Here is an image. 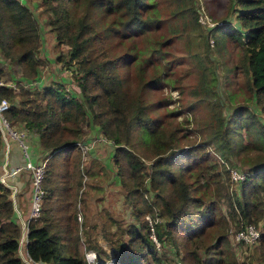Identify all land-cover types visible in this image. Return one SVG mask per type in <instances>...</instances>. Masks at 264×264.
<instances>
[{"label":"trees","instance_id":"obj_1","mask_svg":"<svg viewBox=\"0 0 264 264\" xmlns=\"http://www.w3.org/2000/svg\"><path fill=\"white\" fill-rule=\"evenodd\" d=\"M227 1L229 12L225 19L210 29L212 45L228 39L241 47L242 54L234 68L243 70L248 93L243 99L250 102L231 107L224 104L216 90L214 69L200 64V96L196 102L206 101L211 116L200 128L198 145L179 147L173 129L158 117L147 115V104L143 102L144 90L160 89L165 81L163 72L143 77L144 68L161 57L159 47L165 41L145 56V50L136 47L133 39L125 52L113 56L104 42L114 36L116 44H121L123 38L139 36L154 25V1L41 0L45 24L57 44L67 45L66 62L74 63L78 92L73 94L57 85L27 88L21 84V78L37 79L38 65L43 63L38 58L39 24L20 0H0V54L19 66L21 73L13 86L0 85V98L8 100V120L34 131L46 157L40 211L26 226L25 249L31 260L85 264L76 220L77 209H83L85 204L83 196L77 194L81 174L76 143L85 134L81 126L91 122L113 145L112 176L124 190L123 199L134 218L124 229L128 240L112 243L117 264L158 261L145 215L157 220L153 235L162 247L168 245L176 254L180 244L188 243L190 247L184 254H190L191 261L193 257L197 264H226L225 255L230 251L223 234L204 245L205 228L212 225V207L201 205L200 193L206 185L212 186L215 200L225 199L229 212L238 214L243 223L256 225L259 221L262 231L256 264H264V0ZM176 7L182 16L187 10L192 19L198 15L191 0H177ZM96 8L99 15H95ZM125 66L134 70L133 82L137 85L130 97L129 84L118 72ZM2 72L0 67V79ZM232 95L234 92L228 91L227 99ZM221 108H225L224 113ZM201 145L211 148L220 162L214 156L201 162L208 157L199 152ZM139 146L153 155L148 166L140 156ZM1 148L0 133V151ZM240 153V164L246 168L238 170L244 172V177L238 181V190L231 191L227 163L231 155ZM88 166L85 172L90 178L107 179L108 168L94 160ZM8 195L9 189L0 184V264H21L16 253L20 226ZM97 216L106 219L98 229V236L105 239L110 235L106 226L115 220L107 210L99 211ZM83 229L86 234L88 228ZM84 248L94 250L98 264L110 258L94 241ZM200 249L208 254L203 260L197 255ZM231 262L235 264L233 256Z\"/></svg>","mask_w":264,"mask_h":264},{"label":"rangeland","instance_id":"obj_2","mask_svg":"<svg viewBox=\"0 0 264 264\" xmlns=\"http://www.w3.org/2000/svg\"><path fill=\"white\" fill-rule=\"evenodd\" d=\"M20 1L28 7L39 24L41 45L38 47V58L41 59L43 63L38 65L37 70L41 83L46 86L57 85L60 86L59 89L62 88L63 90H68L75 94L78 92V87L73 78L74 73H76L73 71L75 67L74 63L66 62L67 45L57 44L54 40L52 31H50L45 24L44 15L40 12L41 0ZM152 1L155 2V8L157 9V22L154 25L145 29L139 36H132L128 39L123 38L121 44H116L114 36H112L111 39L108 38V40L104 42L107 43L106 47L109 50L110 56H113L125 52L127 45L131 39H133L136 47L145 50V56L150 52V49L155 50L160 41H165V43L159 47L162 54L161 57L159 55L158 57L160 58L158 60L152 61L144 68V78H147L146 76L150 74H160V72H163L166 77L160 89L144 90L143 102L147 104L146 114L158 117L168 123L170 129H173L177 135L179 147L195 146L199 144L201 139L200 134L202 130L200 128L203 129L205 127V122L211 116V111H209L210 109L206 101L196 102L197 98L200 96V64L214 69L216 90L219 91L221 101H223L224 104L231 107L235 104L250 102V100L243 99L247 97L248 94L243 70H235L234 68V65L242 54L241 47L228 39L220 40L218 46L212 45L213 37L210 35V29H212L215 24L225 19L223 17L229 12V3L227 0H191L195 6L196 14L197 11L198 14L206 13L210 21L213 22L209 26H204L198 21L197 15L196 19H192V16L188 14V10L184 12V16L178 13L176 7L177 0ZM97 12L96 8L95 15H99L100 12ZM108 18L109 17L106 18V22ZM99 27L102 28L103 25ZM0 67L3 71L0 80L4 83L11 85L15 83L21 75L19 71L20 67H16L13 62L8 60V58H4L1 54ZM118 72L126 78L129 84L127 96L130 97L135 94L137 85L133 82L132 75L134 70L129 69V66H125L118 69ZM21 80L23 79L21 78ZM230 90L234 92V95L228 100L227 92ZM189 107H192L191 110ZM224 110L225 108H221L223 113L225 112ZM226 112H228L227 114L229 115L230 111L228 109ZM90 123L87 125L83 124L81 126L82 131L86 132L89 138H91L92 147L90 150L94 148V153L97 146L96 142L103 144V147L98 153L96 152V154L100 157L102 156L104 160H107L104 164L109 169V173L107 177V186L105 185L103 187V182L106 180L105 178H103V180L93 181V183H88L86 179L87 173L85 172L87 165H83L79 162L81 180L77 194L78 196H83V199L86 201L89 199V202L85 203L87 213L84 215L85 219L81 217L80 219L76 218L79 224L78 233L81 240L80 250L83 255L86 249H83V247H86L89 241H94L96 244L99 241L103 242L106 247H108V252L111 257V255L113 256L112 243L118 241L125 242L128 240L127 235L124 233V229L126 224L134 222V218L130 214L129 206L123 199L124 190L119 186L116 177L111 179L115 171V167L111 162L113 146L111 147L107 144L105 142L107 139L101 134L96 135L98 137H92V134L89 135L91 132H95V134L100 132L96 131V127ZM144 139L147 141L146 138ZM109 143L112 144L111 141H109ZM198 147H200L199 152L208 154V157L204 156L201 162H208L209 156H214L219 160L218 156L211 148L206 145ZM139 148L142 152L140 156L146 166H148L149 160L153 155L148 149L141 146H139ZM241 155L242 153L231 155L229 160L230 163H227L230 170H238L240 169L239 167H241V169L246 168V166H241L240 164L239 156ZM219 172L220 168L218 170V173ZM204 184L205 183H202L201 188H204ZM211 187L210 185H206L200 193L202 200L201 205L207 206L210 204L212 207V225L205 228L207 233L203 235V240L206 242L204 245L211 244L219 233L223 234L230 251V253L225 255L226 264H233V262H231V256H233L235 264H256L258 241L251 245L235 242L233 233L244 222V219L240 218L238 214L235 216L229 212L225 199L221 198L215 200L211 194ZM228 189L231 191L238 190L237 179L233 180L231 178ZM149 190H152V188H149ZM95 194L101 201H104L101 204L100 211L107 210V214L115 220L114 224L106 226L110 235L105 239H101L98 236L99 226L101 227V223L106 219L103 220L102 217L99 218L95 212L98 208L92 207L93 202L91 199L96 197ZM145 219L149 226L148 236L152 238L154 242L156 256L158 257V261H155L154 264H197V261L194 260L193 257L192 261L190 260V254H184L185 250L190 247L188 243L180 244L176 254L173 252L172 247L168 245L162 247L153 235V223L157 220L155 218L152 219L149 215H145ZM80 226H82V229ZM83 226L88 228L86 234L83 232ZM254 226L260 228L259 230L262 231L259 221ZM111 232L113 235H111ZM197 253L200 260L208 256V254H204L201 249L198 250ZM229 254L230 258L228 257ZM181 256H184L183 261L181 260ZM85 264H87L86 261ZM114 264H117L115 260ZM209 264H211V262Z\"/></svg>","mask_w":264,"mask_h":264},{"label":"built area","instance_id":"obj_3","mask_svg":"<svg viewBox=\"0 0 264 264\" xmlns=\"http://www.w3.org/2000/svg\"><path fill=\"white\" fill-rule=\"evenodd\" d=\"M198 21L204 26H209L213 22L210 21L206 13H199L197 15ZM6 84L8 86H13V84L4 83L0 80V85ZM21 84L24 87L31 88L34 85V81H21ZM9 106L8 100L6 98H0V133L2 144L4 145L6 151L8 150V144L10 141H13L16 146L19 147L21 151V164H17L11 167H3V171L0 173V184L9 189L10 195H13L15 192V187L9 182L8 177L18 173L21 170H26L29 174L30 181V194H29V211L28 218L34 219L38 216L40 211V206L42 198L44 195V190L42 188V179L44 177V168H45V155L39 157L35 162L30 160L28 153L27 145V133L31 130L26 128L23 124L16 125L15 122H11L5 115ZM77 147L81 153L82 162H85L84 157L86 151L92 147L91 142H80L78 141ZM230 178L233 180L237 179V182L243 179L244 172H241L237 169L229 170ZM11 200V199H10ZM77 219H80V214L77 212ZM27 222L22 223V228L24 232L26 231ZM260 228L255 227L251 223H242L233 233V239L237 243H243L251 245L256 243L259 240ZM83 257L87 264H98L95 258V252L93 250H85L83 252ZM28 264H38V261H33L29 257L26 259ZM104 264H114V257L111 255L109 260Z\"/></svg>","mask_w":264,"mask_h":264},{"label":"crops","instance_id":"obj_4","mask_svg":"<svg viewBox=\"0 0 264 264\" xmlns=\"http://www.w3.org/2000/svg\"><path fill=\"white\" fill-rule=\"evenodd\" d=\"M24 80L27 81L28 79L23 78V80H20V81H24ZM30 81H34V85L31 88H40V86L43 87V85H44L41 83L40 77H38L35 80H30ZM44 86H46V85H44ZM15 123H16V125L22 124V123H18V122H15ZM96 131H98V130H96ZM91 134H92V137H94V136L98 137L96 135H99L101 133L99 132V133L95 134V132H91L89 135H91ZM79 141L90 143L91 138H89L88 134L85 132V134L81 137V139ZM105 142L107 144H109L111 147L113 146L112 144L109 143L108 140H106ZM96 144H97V146L95 148V153L93 151L94 148L92 150H90L91 148H89L86 151L85 157H84L85 162H82L80 150L78 147H76L79 150L80 162L83 165H87V168H88L89 162L94 160V162H96L100 166L107 168V166L104 164V162H106L107 160H104V158H102V156L100 157L99 155L96 154V152L98 153L99 150L103 147V144L100 142H96ZM27 145H28V153H29L31 161L35 162L39 157L44 155V152L41 151L40 148L38 147L37 135L32 130L27 133ZM88 151H89V155H88ZM21 162H22L21 151H20L19 147L16 146V144L13 141L9 142L7 151L4 147V145L2 144V148L0 151V173L3 171V167H6V166L11 167V166H14L17 164H21ZM98 172L101 173V171H98ZM112 178H113V176L111 177V179ZM86 179H87L88 183H93V181L99 180L97 178H90L88 175H86ZM107 179L103 182V187L105 185L107 186V183H108ZM8 180L15 187V192L13 193V195H10V193H9L8 197L11 199V201L13 203L15 219H17V221L19 220L18 223L20 226V236L18 239V248H17L16 253H17V256L19 257V259L21 261V264H28V262L26 261L28 256H27L26 249H25L26 231L24 232V230L22 228V223L27 222V218H28L29 194H30L29 174L26 170H21L18 173L12 175L11 177H8ZM91 201L93 202L92 207L98 208L95 210L96 215H97L98 211H100L101 204L104 201H101L99 199V197H97V195H96V197L92 198ZM88 202H89V199L87 201L85 200V203H88ZM51 205H53V204H51ZM77 205H78V203H77ZM85 206H86V204L83 205V209H81V211H80V208L77 209L78 212L80 211L79 214H80V217L82 219H85L84 215L87 214ZM84 228L86 229L87 227L84 226ZM97 244L100 245L103 249H105L107 251V253L109 254L108 247H106V245L103 242L98 241ZM83 249H84V247H83ZM86 249L92 250L89 248H86Z\"/></svg>","mask_w":264,"mask_h":264},{"label":"water","instance_id":"obj_5","mask_svg":"<svg viewBox=\"0 0 264 264\" xmlns=\"http://www.w3.org/2000/svg\"><path fill=\"white\" fill-rule=\"evenodd\" d=\"M38 264H44V262H42V261H38Z\"/></svg>","mask_w":264,"mask_h":264}]
</instances>
